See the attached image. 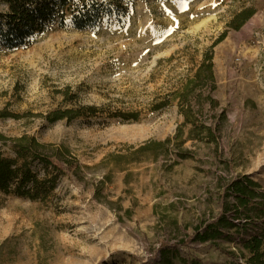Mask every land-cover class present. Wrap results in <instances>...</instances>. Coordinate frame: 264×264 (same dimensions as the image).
<instances>
[{"label":"rangeland","instance_id":"obj_1","mask_svg":"<svg viewBox=\"0 0 264 264\" xmlns=\"http://www.w3.org/2000/svg\"><path fill=\"white\" fill-rule=\"evenodd\" d=\"M130 6L87 29L52 22L24 38L7 36L0 18V135L8 143L0 150L11 156L10 139L27 135L78 163L75 172L61 166L44 201L0 192V264H158L170 258L166 250L178 253L173 264H242L237 241L261 220H246L242 209L234 217L230 185L246 177L259 185L252 202H264V0ZM244 9L253 14L233 29ZM206 51L216 87V107H204L213 142L192 138L186 125L166 156L132 158L182 126L177 101L159 111L151 104L192 77ZM82 106L98 112L45 118ZM118 112L139 120L112 117ZM220 217L235 227L221 229L216 244L193 240Z\"/></svg>","mask_w":264,"mask_h":264},{"label":"trees","instance_id":"obj_2","mask_svg":"<svg viewBox=\"0 0 264 264\" xmlns=\"http://www.w3.org/2000/svg\"><path fill=\"white\" fill-rule=\"evenodd\" d=\"M135 1L0 0V4L5 7L0 12V18L5 19L8 23L7 36L9 33H15L24 38L29 37L37 29L42 31L46 24L52 22L57 23L60 27L69 22L76 29H87L106 19L124 16L126 9L129 8V5L132 6ZM252 14L251 9L242 10L232 18L229 26L233 29L240 28ZM221 39L222 37L219 40ZM215 89L212 52L206 51L192 77L174 91L155 99L151 104V111H159L177 101L180 113L184 117L182 126L177 128L173 138H167L164 141H148L136 148L130 156L135 158L143 152H152L154 157H158L160 154L166 156L167 153L163 151V148L173 139L180 140L183 134L182 127L186 125L191 126L190 136L192 135V138L206 143L213 142L214 130L205 125L204 107L205 104L216 107L217 103L211 97V93ZM97 112L98 109L95 107L82 106L56 109L47 113L45 118L51 123L61 120L70 122L79 117L95 116ZM112 117H117L122 121L135 122L139 120V113L118 112ZM0 141L3 146L8 144L2 135H0ZM10 141L11 156L5 155L0 150V192L5 195L32 201H44L52 193L58 175L64 174L61 166L73 172L78 167V163L67 155V149L59 150L53 144L41 143L36 138L27 135L12 138ZM180 157L184 159L183 155ZM244 180V182L235 181L230 185V191L235 197L236 215L234 217L239 219L242 209L245 212L246 220L257 219L261 220V223L255 226V231L252 234L237 241L238 254L242 259V264H264V202L260 204L252 202L256 196L252 188L259 185L246 177ZM251 214H255L256 219L252 218ZM234 227L232 221L226 222L224 218L220 217L216 223L208 225L203 233L196 232L198 230L196 229L193 240L201 243H214L221 237V229ZM243 231L246 234L247 230ZM167 253L170 254V258L164 257L158 264H173L172 259L178 257L176 251L166 250L164 255Z\"/></svg>","mask_w":264,"mask_h":264}]
</instances>
